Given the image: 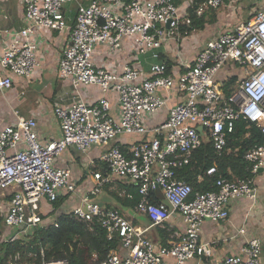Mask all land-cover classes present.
<instances>
[{
	"label": "built area",
	"instance_id": "obj_1",
	"mask_svg": "<svg viewBox=\"0 0 264 264\" xmlns=\"http://www.w3.org/2000/svg\"><path fill=\"white\" fill-rule=\"evenodd\" d=\"M21 1L26 25L3 31L8 40L0 53V93L13 87V75L29 78L41 65L40 43L35 37L37 30L46 28L69 31L59 76L70 81L76 99L69 107L55 108L62 131L59 139L41 142L34 118L17 116L16 123L0 129V224L4 229H16L7 240L15 241L42 223L39 209L43 199L55 202L64 192H75L71 170L57 167V157L70 147L87 153L102 146L104 169L93 174L95 187L73 210L80 220L97 221L109 240L119 238L120 247L101 264H187L209 254L208 243L201 240L204 221L228 220L230 203L243 197L254 203L256 188L251 180L219 178L217 190L194 193L192 184L178 177V170L189 165L194 151L207 141L213 142L221 156L240 119L256 123L264 135V9L207 41L194 63L181 61V70L175 75L169 62L154 64L147 72L126 62L120 71H112L96 65L93 57L98 45L106 44L113 53L127 38L138 55L160 49L179 38L183 26L190 25L188 5L194 0H186L184 9L177 0H90L88 5L82 0ZM224 2L204 0L193 12L200 16ZM70 4L75 6L73 19L65 14ZM223 69L242 71L230 96L218 79ZM90 85L101 92L94 104L81 93ZM174 88L178 102L164 121L148 125L146 118L156 115L170 99L158 93L169 94ZM111 90L118 95L117 115L112 114ZM121 135L141 138L123 150L114 144ZM244 159L253 174L260 173L264 144L250 148ZM217 169L214 162L207 174L213 175ZM113 183L124 197H131L125 187L137 188L141 198L134 209L151 222L149 227H138L119 209L94 199L105 185ZM176 215L184 228L174 230L172 242L164 246L149 238L150 228L162 227ZM261 255L262 240L256 237L240 254L217 264H262Z\"/></svg>",
	"mask_w": 264,
	"mask_h": 264
},
{
	"label": "crops",
	"instance_id": "obj_2",
	"mask_svg": "<svg viewBox=\"0 0 264 264\" xmlns=\"http://www.w3.org/2000/svg\"><path fill=\"white\" fill-rule=\"evenodd\" d=\"M186 0H177L179 5L187 8ZM229 1V0H227ZM88 5L90 0H82ZM239 2V12L241 17L224 24L225 15L216 12V21L207 25L203 30L192 31L191 34L183 36L182 28L189 27L185 25L181 28L179 38L166 42L160 49L148 51L145 54H136L133 50V42L127 38L123 42L121 49L111 52L106 44L96 47L94 53V63L98 66L105 67L112 71H120L123 64L132 63L144 71H148L154 64L169 62L172 64V73L177 75L181 70V61H187L193 64L195 57L200 48L209 40L217 37L221 31L232 29L242 23L248 22L255 14L264 9V0L261 3H252L247 16H244V9L247 3ZM189 13L192 11L190 10ZM73 10V11H72ZM212 9H208L210 12ZM0 53L2 52L8 38L4 35V30H17L26 25L24 16V6L21 0H0ZM68 19H73L75 15V6L68 5L65 10ZM232 20V19H231ZM230 20V21H231ZM36 40L40 43L41 65L29 77H20L13 75V87L5 93H0V129L8 124L16 123L17 116L25 118H34L37 121V132L41 142L59 139L62 135L60 122L55 115L57 106L69 107L75 101V90L68 79L59 76V61L63 49L68 43L69 31L57 32L46 28L37 30ZM221 81L231 77L233 74L241 75L242 71L229 72ZM220 72V73H221ZM219 73V75H220ZM218 75V76H219ZM239 78V77H238ZM81 93L85 100L94 104L101 96L100 89L96 85L83 87ZM160 96L170 97L167 105L162 108L156 115L147 117V124L152 126L161 123L168 115L170 107H173L179 99L176 88L168 94L164 90L158 93ZM109 99L112 103V114H118V95L115 91L109 92ZM10 105L14 109L13 115L8 113ZM18 114V115H17ZM141 137L136 135H121L114 144L124 146L139 140ZM122 148V147H121ZM104 147L94 146L87 153H83L73 147L65 150L55 161L57 167H67L71 170L72 181L76 184L74 193L64 192L57 200L63 199L58 206L54 202L43 199L40 203L39 213L42 217V223L49 224L56 218L67 212H72L80 204L82 196L91 191L96 180L93 174L103 170L101 155ZM252 183L257 191V200L253 203L251 200L243 197L236 199L228 206L230 216L228 220L213 221L206 220L202 224L201 240L208 243L209 254L200 259H194L187 264H217L223 258L240 254L241 248L247 242L259 237L262 240L261 260L264 264V167L260 173L255 174ZM129 192V187L126 188ZM94 199L105 207H115L120 210L121 214L133 221L135 225L147 228L151 222L143 215L135 212V207L129 206L122 199L116 184H107L99 191ZM184 225L182 218L176 215L162 227H152L148 231V236L159 245H168L174 240V230H183ZM13 230V231H11ZM16 229H4V236L9 237L15 233Z\"/></svg>",
	"mask_w": 264,
	"mask_h": 264
},
{
	"label": "trees",
	"instance_id": "obj_3",
	"mask_svg": "<svg viewBox=\"0 0 264 264\" xmlns=\"http://www.w3.org/2000/svg\"><path fill=\"white\" fill-rule=\"evenodd\" d=\"M203 1H193L190 7L192 24L182 28L183 36L195 30H203L216 21L214 9L200 16L193 12ZM237 81L236 74L223 81L226 96L233 93ZM263 144L264 135L258 125L240 119L236 121L234 131L228 135L227 145L221 156H218L212 141L204 142L194 151L189 165L178 170V177L190 182L194 193L217 190L216 181L219 178L252 181L255 174L251 172V165L244 156L253 146ZM121 147L125 150L124 146ZM214 162L218 165L217 172L208 175L207 170ZM129 193L131 197L126 196L122 200L133 207L141 196L135 187H129ZM63 200L64 198L56 200L54 206L58 207ZM3 232L4 227L0 224V237L4 240L0 241V264H44L61 260H67L69 264H101L112 250L121 245L118 237L109 240L106 230L97 221L80 220L73 211L59 215L52 223H41L29 229L15 241L7 240Z\"/></svg>",
	"mask_w": 264,
	"mask_h": 264
},
{
	"label": "rangeland",
	"instance_id": "obj_4",
	"mask_svg": "<svg viewBox=\"0 0 264 264\" xmlns=\"http://www.w3.org/2000/svg\"><path fill=\"white\" fill-rule=\"evenodd\" d=\"M240 2H242L244 4L247 3V7L244 9V13H243L244 16H247V13L251 9L250 8L251 4L252 3H261V2H263V0H240ZM238 4H239L238 0H229V1L225 0V2L218 8V11H220V13L225 15V17L223 18L224 22H225L224 24L230 23V22L236 20V18H240L241 17L240 12H239V7H238L239 5ZM223 70H227V69H223ZM227 71H229L230 73L233 72L232 70H227ZM227 74H229V73L221 72L218 77L219 78H223ZM11 106L12 105H10V110H8V113L12 116L13 113H11V111H14V109ZM11 231H13V230H11ZM1 240L4 241L0 237V241Z\"/></svg>",
	"mask_w": 264,
	"mask_h": 264
},
{
	"label": "water",
	"instance_id": "obj_5",
	"mask_svg": "<svg viewBox=\"0 0 264 264\" xmlns=\"http://www.w3.org/2000/svg\"><path fill=\"white\" fill-rule=\"evenodd\" d=\"M198 129H199V131H202V130H203V128H202V127H199Z\"/></svg>",
	"mask_w": 264,
	"mask_h": 264
}]
</instances>
